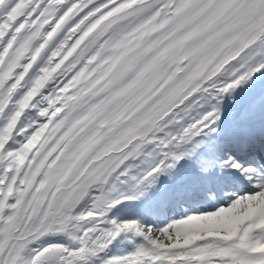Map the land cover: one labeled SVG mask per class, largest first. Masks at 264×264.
<instances>
[{
    "label": "snow or ice",
    "instance_id": "obj_1",
    "mask_svg": "<svg viewBox=\"0 0 264 264\" xmlns=\"http://www.w3.org/2000/svg\"><path fill=\"white\" fill-rule=\"evenodd\" d=\"M0 264H264V0H0Z\"/></svg>",
    "mask_w": 264,
    "mask_h": 264
}]
</instances>
